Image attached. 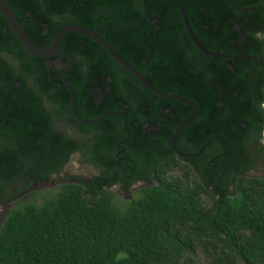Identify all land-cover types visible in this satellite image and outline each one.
<instances>
[{
  "label": "trees",
  "instance_id": "1",
  "mask_svg": "<svg viewBox=\"0 0 264 264\" xmlns=\"http://www.w3.org/2000/svg\"><path fill=\"white\" fill-rule=\"evenodd\" d=\"M3 1L40 48L70 25L97 30L158 90L196 106L197 116L181 135L197 150L209 142L222 161L209 184L170 178V136L193 110L153 94L93 40L71 33L61 51L75 60L66 79L78 111L89 120L116 110L137 118L146 108L154 130L157 123L162 129L155 137L133 131L139 164L147 161L149 172L157 165L163 171L156 185L129 202H118L109 188L92 195L77 184L41 205L21 200L0 229V264H197L198 246L212 250L220 262L264 264V176H247L255 157L264 158V0H183L199 41L211 52L234 57L228 59L199 51L175 0ZM2 53L16 59L18 71L0 58V84L41 110V96L61 99L71 113L61 70L29 55L0 15ZM28 125L15 132L25 137L19 145L0 149L7 162L0 161V178L8 185L29 175L17 149L28 147ZM97 126V155L91 161L108 167L117 140L108 127L123 132L122 120L110 117Z\"/></svg>",
  "mask_w": 264,
  "mask_h": 264
},
{
  "label": "flooded vegetation",
  "instance_id": "2",
  "mask_svg": "<svg viewBox=\"0 0 264 264\" xmlns=\"http://www.w3.org/2000/svg\"><path fill=\"white\" fill-rule=\"evenodd\" d=\"M0 58L4 59L16 72L18 71V62L15 58L6 53L0 54ZM46 63L51 68L55 67L61 72L68 66L66 60L50 59ZM142 75L147 78V75ZM61 85L66 88L62 82ZM17 87L19 91H22L20 84H17ZM28 88L31 90L34 88L32 81H28ZM0 90L4 91L0 95V149L5 151L14 145H19L25 137L23 134H16L15 132L20 129L18 126L22 123L29 124L28 147L24 144L25 148H22L23 145L17 148L18 150H20L19 148L22 149L19 159L24 160L29 165V175L14 180L9 185L0 178V229L8 213L21 200L28 198L31 203L41 205L47 197L58 194L63 187L69 184L88 188L92 195H95L97 190H102L100 187L109 188L115 195L123 196L125 202L131 201L144 189L157 184L163 167L157 165L154 171L149 172L147 161L146 164L143 161L139 164V151L135 148L139 142L137 134L133 131L138 132L140 130L143 136L155 137L162 129L159 127L161 124L157 123L159 126L154 130L153 121L149 119V111L146 108L137 111V118L124 110H116L89 120L83 118L78 111L79 116L86 121L97 120L109 113H120L110 116L122 120L123 132L118 131L116 126L108 127V133L112 135L114 140H117L115 147L110 152L113 155V157L110 156L112 157L110 158V166L107 167L95 164L91 159L94 161L97 155L95 150L99 126L96 127V125L110 117L95 124H85L75 117L72 105L71 113H69L61 99H54L48 95L41 96L43 109L41 110L33 103L25 101L23 99L25 95L12 93L6 84H0ZM92 95L97 97L99 102L102 101V95L95 92ZM125 118L127 119V128L124 124ZM177 129L171 134L169 140L171 148L169 153L171 158L168 159V163L171 164L169 177L170 173L177 172L181 176V180H186L188 177L190 180H201V183L209 184L212 172L215 168L220 167L222 157L211 149L209 142L198 150L194 149L192 139H186L184 135H181L184 129L172 144V138ZM176 140H179L180 143L184 142L185 147L179 149L176 146ZM0 161L7 165L3 156L0 157ZM75 164H78L76 168L78 174L73 176L70 175L69 171L75 167ZM174 165L175 167H173ZM176 165L179 166L176 167ZM85 167L88 168L87 171H85ZM27 186L29 187L26 188Z\"/></svg>",
  "mask_w": 264,
  "mask_h": 264
},
{
  "label": "water",
  "instance_id": "3",
  "mask_svg": "<svg viewBox=\"0 0 264 264\" xmlns=\"http://www.w3.org/2000/svg\"><path fill=\"white\" fill-rule=\"evenodd\" d=\"M178 4V9L179 13L183 22V25L187 31V34L193 44L199 49L201 53H203L207 57L211 58H219V59H228V58H234L233 56L229 55H223L220 53H214L209 51L197 38V36L194 33V30L190 24L187 10L184 4L183 0H175ZM0 15L4 18V20L7 22L11 30L13 31L14 35L16 36L18 42L20 45L24 48V50L31 56L38 58V59H58V60H66L68 62V66L66 69H64L61 74H60V80L63 83V85L68 89L69 94H70V99H71V105H72V111L75 115V117L85 123V124H95L98 123L110 116L113 115H118L120 113H109L97 120H92V121H86L82 119L77 110V105H76V97H75V92L72 87V85L66 80V75L73 69L75 65V60L74 58L66 53H63L60 51L62 43L65 39V37L71 33H76V34H81L84 35L91 40H93L95 43H97L99 46H101L108 54L109 56L117 62L124 70H126L128 73H130L133 77H135L145 88H147L150 92L153 94L168 99L176 102L183 103L187 106H189L192 110L193 113L191 116L180 125V127L177 129L176 133L174 134L172 138V144L174 142V139L181 133V131L194 119V117L197 114V110L195 105L183 98L180 97H174L171 95H168L160 90H158L156 87H154L146 78V76L142 75L139 71H137L135 68H133L127 61H125L113 48L112 46L106 42L102 37H100L97 33V31H93L81 26H68L63 28L58 35L56 36L55 40L49 47L45 48H40L37 47L28 37L26 34L25 30L23 29L20 21L12 11V9L3 1L0 0ZM255 71V69H254ZM254 71L252 73L251 79L253 77ZM125 116L124 114H121ZM126 117V116H125ZM125 127L127 128V119L125 118L124 120ZM175 148V147H174Z\"/></svg>",
  "mask_w": 264,
  "mask_h": 264
},
{
  "label": "rangeland",
  "instance_id": "4",
  "mask_svg": "<svg viewBox=\"0 0 264 264\" xmlns=\"http://www.w3.org/2000/svg\"><path fill=\"white\" fill-rule=\"evenodd\" d=\"M263 143H264V137H263ZM74 166L75 167L73 169H70L69 173L70 175L76 176L78 174V171L76 169L78 167V164H75ZM87 169L88 168L85 167V171H87ZM247 176L249 177L264 176V158H260L259 156L255 157L253 168L248 172ZM170 177L173 179H181V176L177 172L170 173ZM116 199L118 202L120 200L125 201L123 196H117ZM193 258L197 262V264H232L227 262L226 263L220 262V258L218 257V255H215L212 250L209 251L205 250L203 246H198L197 254L193 256ZM233 264H242V263L235 262Z\"/></svg>",
  "mask_w": 264,
  "mask_h": 264
}]
</instances>
